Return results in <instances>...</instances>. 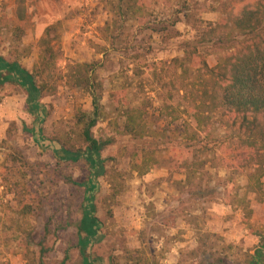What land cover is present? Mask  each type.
<instances>
[{"label":"rangeland","instance_id":"1","mask_svg":"<svg viewBox=\"0 0 264 264\" xmlns=\"http://www.w3.org/2000/svg\"><path fill=\"white\" fill-rule=\"evenodd\" d=\"M116 1L0 0V57L17 61L31 72L39 60L45 30L56 25L59 40L53 45L61 51L63 64L97 65L107 113V119L94 130V137L107 143L101 153L105 174L95 179V190L89 194L63 182L65 178L88 181L89 165L84 160L59 162L45 148L81 147L74 119L78 110H92L90 96L60 81L56 92L42 99L49 115L34 129L26 91L0 84V264H82L78 228L81 205L90 197L102 222L101 241L89 251L94 264H210L217 259L238 264L242 251L253 249L257 242L249 237L230 243L210 231L211 225L220 226L219 220L225 218L215 211L224 210L227 190L238 192L240 197H248L250 222L257 227L264 223V196L247 194L251 171L238 179L234 189L226 190L224 183L230 173L226 164L231 154L226 146L212 142L213 153L201 156L207 161L201 194L179 185L185 178L170 169L169 149L177 139L174 126L182 120L177 121L178 115L159 119L154 111L160 105L157 95L144 80L148 59H182L185 45L195 46L202 29L227 20L236 4L234 0H147L145 25L118 21L116 34L122 42L110 46L103 41V32L116 20L112 14ZM150 27L162 32L152 34ZM164 28L168 31L163 32ZM148 45L152 48L149 57ZM219 58L218 53L207 55L211 67ZM196 77L191 74L188 83L199 87ZM121 88L127 89L133 108L153 103L149 141L160 147L156 154L159 167L151 175L162 177L149 180L148 174L140 176L131 168L129 155L138 141L123 135V119L113 114L110 106V94ZM178 100L182 108L190 102ZM207 132L215 136L223 133L217 125ZM262 183L264 190V177ZM22 204L31 209L27 216L18 213ZM248 215V209H240L230 217L239 230L238 224L245 225ZM203 235L209 240L200 246L197 241Z\"/></svg>","mask_w":264,"mask_h":264},{"label":"trees","instance_id":"2","mask_svg":"<svg viewBox=\"0 0 264 264\" xmlns=\"http://www.w3.org/2000/svg\"><path fill=\"white\" fill-rule=\"evenodd\" d=\"M234 2L236 6L231 7L227 20L202 29L195 46L185 45L182 59L170 62L148 59L145 62L148 74L146 73L144 80L150 92L157 95L160 105L154 111L158 113L159 119L165 115H178L177 121L182 120V124L174 126L177 139L169 149L170 169L180 172L185 178L179 185L201 194L207 164L201 156L213 153L210 145L212 142L215 146H226L231 154L226 164L230 172L224 183L226 190L234 189L238 179L251 171L245 187L247 194L251 192L263 198L264 0ZM148 7L147 0H117L112 7L116 20L107 25L103 41L110 46L122 42L116 34L117 28L119 29L118 21L124 24L135 21L144 26ZM150 30L152 34L162 32H157L153 27ZM167 31V28L163 29V32ZM58 40L56 25L48 27L40 41L39 60L31 72L23 69L17 61L9 62L0 57V84L17 85L26 91L28 113L34 119V129L49 115L42 99L46 94L56 92L60 81L90 96L92 110H78L74 119L81 147H61L60 150L53 151V148L46 146L45 150H51L59 162L77 163L84 160L89 165L90 179L80 183L65 178L63 182L91 194L95 190V179L105 174V160L101 153L107 143L94 137L97 125L107 119L102 104L104 87L95 63L63 64L61 51L56 50L53 45ZM213 53H218L220 58L211 67L207 55ZM151 54L152 48L148 45V57ZM191 74H197L199 87L188 83ZM178 99L190 102L182 108ZM110 106L112 113L123 119V135L139 143L129 155L132 170L140 176L156 170L159 167L156 154L160 144L149 141L148 127V119L153 115L150 113L153 103L143 102L142 107L133 108L129 105L127 89L121 88L110 94ZM214 125L223 131V135L215 136L207 132ZM37 132L39 134L41 129ZM225 194L229 199L225 205L233 211L248 209L249 215L244 224L258 240L253 249L242 251L238 264H264V223L257 227L251 224L252 211L248 206L247 196L240 197L238 192L233 194L231 190H227ZM92 202L93 197H90L81 205L82 220L78 232L81 236L79 252L82 264H94L89 251L93 244L101 241L99 234L102 222L96 217ZM18 213L27 216L31 209L22 204ZM207 240L208 236L203 235L197 242L202 246ZM225 261L217 259L210 264H225ZM110 264L117 263L112 261Z\"/></svg>","mask_w":264,"mask_h":264},{"label":"crops","instance_id":"3","mask_svg":"<svg viewBox=\"0 0 264 264\" xmlns=\"http://www.w3.org/2000/svg\"><path fill=\"white\" fill-rule=\"evenodd\" d=\"M157 170V169H156ZM154 170V172L156 171ZM152 171H150L148 173V177H149V180H151L150 178L153 177H162L163 175H155V174H152ZM156 173V172H155ZM159 173V172H157ZM222 211V213H221ZM221 211H215V212H220L221 216L224 215L225 218L223 220H219L220 221V226H214V225H211V230L212 232L214 233H218V234H221L222 236H224L228 242L230 243H234V242H240L243 238H254L253 241L256 240V242L258 243V240L255 236H253L252 234H250V231L249 230H246V227L245 225H243V223L239 226L238 224V227H239V230L237 229V223L235 220H233V217H230L231 215L234 214V211L225 206L224 210H221ZM227 216H229L227 218ZM217 220V219H216ZM245 226V227H244ZM228 229V230H227ZM248 229V228H247Z\"/></svg>","mask_w":264,"mask_h":264}]
</instances>
